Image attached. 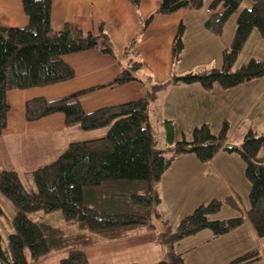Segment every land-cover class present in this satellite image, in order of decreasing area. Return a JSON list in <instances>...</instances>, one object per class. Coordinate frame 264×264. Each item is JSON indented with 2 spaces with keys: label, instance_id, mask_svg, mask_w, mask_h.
I'll list each match as a JSON object with an SVG mask.
<instances>
[{
  "label": "trees",
  "instance_id": "trees-1",
  "mask_svg": "<svg viewBox=\"0 0 264 264\" xmlns=\"http://www.w3.org/2000/svg\"><path fill=\"white\" fill-rule=\"evenodd\" d=\"M136 9L140 0H128ZM245 0H159L157 9L141 25L140 34L157 15L180 10L205 9V28L221 36L225 23L235 16V28L228 48L222 51V65L202 72L172 77L164 84H149L138 77L141 68L136 49L138 37L122 53L126 67L109 87L139 81L147 86L143 98L86 112L81 97L97 88L70 93L57 99L43 97L26 101L24 119L28 123L60 114L65 128L84 132L104 130L100 137L69 143L51 163L32 171L26 189L13 170L0 171V193L9 200L15 214L13 233L3 248L0 236V264H38L43 258L66 253L60 264H89L83 249L101 241H117L136 233L156 232L163 258L157 264H184L174 250L182 239L202 230L214 237L231 233L248 222L258 238L264 237V132L249 130L236 150H226L228 124L213 134L208 124L194 127L190 139L174 140L173 122L161 119L163 138L158 144L152 132L151 105L158 93L171 85L198 84L211 91L217 85L228 90L264 77L263 58H250L238 69L232 67L253 30L264 39V0H248L250 8L238 12ZM27 17L25 27L0 26V136L7 127L8 91L43 88L70 81L73 69L63 58L98 50L114 59L120 56L101 31L83 32L73 24L50 29L51 0H21ZM184 26L180 24L171 46L172 67L184 51ZM120 63V61H119ZM121 64V63H120ZM236 153L244 162L249 184V208L238 217L212 220L223 205L238 206L230 197L198 206L174 226L163 221L157 185L168 167L180 155L193 154L201 163L210 162L219 152ZM59 211L66 228L34 221L31 214ZM4 213L0 206V216ZM29 252V259L24 254ZM258 250L247 252L227 264H253L261 260Z\"/></svg>",
  "mask_w": 264,
  "mask_h": 264
},
{
  "label": "crops",
  "instance_id": "crops-1",
  "mask_svg": "<svg viewBox=\"0 0 264 264\" xmlns=\"http://www.w3.org/2000/svg\"><path fill=\"white\" fill-rule=\"evenodd\" d=\"M158 5L159 0H140L138 9L128 0H51L52 31L61 30L65 24L76 25L83 32L101 31L108 37L120 58L114 59L98 50L67 55L63 61L74 71L72 80L43 88L9 92L14 93L10 99L7 94V102L9 107L13 100L16 104L15 120L27 128L15 129V133L30 134L34 138L37 136L46 151L54 152V143L47 145L46 138L65 129L63 116L52 115L28 125L24 120V106L26 101L34 98L53 100L73 92L97 88L80 99L86 112L143 98L147 86L139 81L115 87L108 86L121 69L126 67L122 53L138 36L136 49L142 66L137 75L149 84H164L172 77L181 75L182 70H173L171 58L172 42L180 24L184 26L183 36L196 28L202 37L203 49H207V41L210 44L209 49L217 47L218 53H222L225 48L221 41L222 35L215 36L204 26L207 18L205 9L180 10L171 15H157L140 34L142 22ZM26 24L27 17L21 0H0V26L22 28ZM145 61L149 64L148 68L144 65ZM218 89L205 91L198 84H178L158 93L151 105L152 128L158 126L161 130V138H155L157 143L162 144L161 119L174 123L175 141L180 140L182 136L187 139L194 127L203 123L210 125L216 118L219 122L222 119H231L233 127L228 133L227 142L235 146L240 144V141H235L236 127L243 133L247 129L254 130L256 134L264 132V77L234 90L225 92ZM227 92L231 93L227 100L235 99L234 102L226 101ZM237 109L240 113H232ZM7 128H13V117L7 118L5 131L9 133ZM182 128L185 130L179 132ZM103 134L104 130L100 129V134L96 136L83 133L76 140L94 139ZM55 154L57 152H54ZM51 156L52 154L49 158H52ZM244 169V162L236 153L221 151L208 163H201L193 154L178 156L157 185L160 200L158 211L162 220L176 225L198 206L228 197L234 200L238 209L224 205L216 216L209 218L226 220L219 217L222 209L226 208H230V211L225 210L230 216L228 219L238 217L249 208V184L244 176ZM39 221L45 223L42 217ZM156 237V232L142 231L122 240L101 241L85 247L83 252L89 264H157L162 260L163 252ZM174 250L181 255L184 264H227L240 255L259 250L261 260L253 264H264V237L258 238L248 222L221 237H214L209 230H202L180 240ZM64 257L66 253L51 254L38 264H60Z\"/></svg>",
  "mask_w": 264,
  "mask_h": 264
},
{
  "label": "rangeland",
  "instance_id": "rangeland-1",
  "mask_svg": "<svg viewBox=\"0 0 264 264\" xmlns=\"http://www.w3.org/2000/svg\"><path fill=\"white\" fill-rule=\"evenodd\" d=\"M207 1L209 2L210 0H207ZM250 7H251V3L248 0H245L241 4L240 8L238 9V12L244 8H250ZM235 17L236 15L228 19V21L224 25L223 32L221 34L222 35L221 41L224 43V47H225L224 49L228 48L231 43L234 28H235V23H234ZM201 40H202V37L199 36L196 28L195 30L189 31V33L187 32L186 35L183 36L184 51L181 56V61L173 68V70H182L181 75H183L185 73H190V72L197 73V72H202V71H206L209 69L221 67L222 65L221 54L222 53L221 54L220 52L218 53L217 47L213 49H209L210 44L207 41H206L207 49H203ZM263 50H264V39L261 38V36L256 30H253L251 34L249 35L246 43L244 44L240 54L238 55L232 69L233 70L238 69L240 66L245 64L250 58L262 59ZM147 63L148 62L145 61L144 65L148 68L149 64ZM248 83L237 86L235 87V89L240 88ZM213 88L214 89L219 88L218 90L225 91V92L234 90V88L223 90L217 85H215ZM213 88L211 90H214ZM9 92H12V91L7 92L8 99H10V97L14 94V93H9ZM229 94L231 93L227 92L225 94L226 101L230 103L234 102L235 99L227 100L229 97ZM13 101H12V104L10 106L11 108L9 109V113H8V116L13 117V128L12 129L7 128L8 130L7 132L9 133H6L5 131L6 129H5L4 130L5 132H3L2 135L0 136V171L13 170L14 172H16L20 178L21 183L27 190L30 189L31 174L33 170L40 168L44 165H47L48 163L53 162L63 152V150L68 146L70 142L72 143L73 141H77L76 138H78V136L82 135L83 133L88 134V135H95V136L97 134H100V130L84 132L78 127L65 128L63 131H56L55 133L51 134V136H48L46 138L47 145H52L54 143L52 149H55L54 152H57V154L54 155V152L46 151L45 147L42 144H40L39 140L37 139V136L34 138L30 134L23 135V134L15 133L16 132L15 129L18 130V128L20 127L23 129H27V128H24L22 124H20L19 122L15 120L16 104ZM232 113H240V110L237 109L233 111ZM224 122L228 124V127H229L228 133H229L230 129H232L233 127V123L231 119H227V118L226 120L222 119L220 122L216 118L214 122H212V124L209 125L211 132L213 134H216L221 129V126ZM154 124L155 123H153V125ZM174 129H176L175 126H174ZM184 130L185 129L182 128V130H179V132L181 131L183 132ZM248 131L249 129H247L243 133L239 127H236L234 133H235V137L237 138V140L235 141H240V144H241L244 135ZM251 131H254V130H251ZM152 132H153L154 138L156 139L159 137L161 138L159 134L161 130H159L158 126L153 127ZM179 136H181V134H179ZM190 137H191V133L188 134L187 139H190ZM62 140L64 141L62 142ZM51 154H52L51 156L52 158H49ZM220 201H223V200H220ZM0 206L4 213L3 216H0V236L2 240L1 245L3 248H6L8 245V236L11 233H13V228L10 222L15 214V209L12 203L9 200H7L1 193H0ZM225 210L230 211V208L222 209L219 215V217L222 219H228L230 217L225 213ZM45 216H48V217H45ZM41 217L43 220H45V223H48L52 226H56V227L65 226L62 215L59 211H56L50 214H43L39 212V213H34L30 215V218L34 221H39ZM24 254L29 259V252L27 249H24Z\"/></svg>",
  "mask_w": 264,
  "mask_h": 264
},
{
  "label": "water",
  "instance_id": "water-1",
  "mask_svg": "<svg viewBox=\"0 0 264 264\" xmlns=\"http://www.w3.org/2000/svg\"><path fill=\"white\" fill-rule=\"evenodd\" d=\"M224 148H225L226 150H236V149H237V146L232 145V144H226V145L224 146Z\"/></svg>",
  "mask_w": 264,
  "mask_h": 264
}]
</instances>
